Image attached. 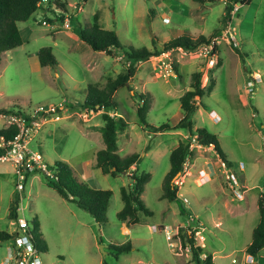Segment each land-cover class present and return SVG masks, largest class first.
<instances>
[{
    "label": "rangeland",
    "instance_id": "obj_1",
    "mask_svg": "<svg viewBox=\"0 0 264 264\" xmlns=\"http://www.w3.org/2000/svg\"><path fill=\"white\" fill-rule=\"evenodd\" d=\"M63 1L68 14L81 25L92 23L96 15L98 25L113 30L124 49L161 48L183 32L194 38L200 33L213 34V38H218L221 65L216 59L213 65L208 63L201 51L203 45L188 52L181 48L168 50L138 63L129 82L132 91L121 87L113 95L117 113L83 109L87 84L103 87L107 78L124 70L122 52L108 55L92 50L78 38L71 20L66 25L64 19H58L59 10L54 17L51 11L38 9L29 20L17 24L23 44L0 53V106L33 112L41 104L65 103L60 119H48L35 132L29 147L39 150L52 166L55 161L66 162L75 177L88 186L113 192L106 211L107 222L100 226L99 234L93 217L61 197L43 172L29 176L23 191V214L31 225L34 218L38 221L47 244V251L39 254L42 264H186L190 253L188 247L181 246L177 233L187 225L195 232L196 243L203 236L204 248L212 254L213 264H264V248L256 261L245 252L258 222L257 198L264 193V0H250L248 5L228 0L239 6L231 18L237 45L220 37L228 26L222 22L225 0ZM76 4L82 6L81 10L74 8ZM43 17L53 22L46 20L44 24ZM46 46L52 48L54 66L42 67L38 62L37 51ZM203 69L206 93L189 120L193 130L203 127L216 135L230 167L222 166L210 146L190 140L186 128L155 133L137 118L139 101L132 92L148 91L152 105L147 123H177L182 117L178 98L190 89L191 73ZM255 77L260 81L254 82L249 92V81ZM209 79L215 82L211 92L206 90ZM104 111L128 122L127 129L118 134V153H138V172L151 175L141 198L153 213L141 215L136 224H127L117 217L123 206L120 188L129 184V178L125 174L104 175L95 166L96 151L104 147L97 132L103 124ZM5 123L0 115V128ZM179 141L190 142V154L182 174L174 179V183L177 179L182 182L177 186L178 197L168 202L161 199V184L169 170L170 152ZM10 165L0 163V230L7 232L14 228L8 208L16 195V176ZM228 173L246 189L242 199L233 194ZM183 197L187 202H183ZM154 226L158 228L154 230ZM163 228L168 229L170 237ZM128 241L132 243L131 251L116 257L111 244ZM10 246V240H0V262Z\"/></svg>",
    "mask_w": 264,
    "mask_h": 264
},
{
    "label": "trees",
    "instance_id": "obj_2",
    "mask_svg": "<svg viewBox=\"0 0 264 264\" xmlns=\"http://www.w3.org/2000/svg\"><path fill=\"white\" fill-rule=\"evenodd\" d=\"M87 1V0H83ZM196 2H206L215 0H193ZM250 0H234V3L248 4ZM44 5L41 6V3ZM233 3L226 2L224 8V15L222 22L227 26L231 21V14L233 9ZM38 9H44V11H51L54 13V17L57 16L56 10L60 11L58 19L63 21L65 15H69L71 21L77 31L78 38L94 51H102L108 55H112L119 50L122 52L126 62L124 70L119 72L114 78H107L103 87L96 86L94 84H87L84 89V98L81 103L83 109H101L112 110L117 113L118 104L114 100L113 95L121 87H128L129 82L136 73L137 65L139 62L148 60L150 57L158 56L168 50H175L181 48L184 51H192L197 49L201 45H208L213 39V34L208 36L199 35L194 38L190 33L183 32L179 36L170 38L164 42L161 48H147L142 47L140 49H134L128 47L124 49L121 45L118 36L113 30L104 29L97 23V16H94L92 23H85L81 25L71 14H68L66 2L63 0H0V53L3 51L14 49L23 43V39L18 28V22H25L29 20ZM45 16V15H44ZM50 23L53 22L51 18L43 17ZM57 19V20H58ZM55 21V20H54ZM154 38L152 42H154ZM123 50V51H122ZM218 45H213L211 53L217 55ZM37 58L40 66H54L56 60L49 46L41 47L37 51ZM216 62L221 65L220 59L217 57ZM175 74L180 77L176 66L173 67ZM205 69L201 71H195L190 75V89L184 91L179 97V107L182 110V117L180 120L173 124H162L159 126L150 125L146 121L148 110L152 105V96L150 92H132V96L137 98L139 104L137 106V118L138 121L150 128L153 132H163L170 129L186 128L188 131V138L194 139V142L201 146H210L214 152L219 156L228 167L230 163L226 158V155L220 148L216 135L209 133L205 128L198 127L193 130V124L189 120V117L194 113L200 104V100L206 91L203 88V78L205 77ZM215 85L214 80L209 79L207 86V92H211ZM132 91V90H131ZM199 101V102H198ZM18 113L27 116V112L20 110L6 109L0 107V114ZM27 113V114H26ZM101 119L103 121L102 126L98 131L101 134L104 148L99 149L96 152L95 166L100 169L102 174L117 176L120 174H126L129 178V184L120 188L121 200L123 202L122 208L117 212L119 220L126 222L127 224H136L140 222V216H151L152 211L147 208L141 198L145 184L150 180V173L141 171L137 173V166L139 163V154L130 153L121 156L118 153L117 138L118 134L125 131L128 127V122L121 116L115 117L110 115L109 112L104 111L101 113ZM17 131L16 126L10 125L4 128H0V137L9 139L15 135ZM2 149H0V153ZM190 154V142L179 141L177 146L171 150L169 155V170L163 177L161 188V199H166L168 202H172L178 197V187L174 183V179L177 174H182L183 165ZM51 168L54 171V177L48 178L49 185L53 187L58 194L64 199L74 202L80 209L89 213L93 219L100 224L107 222L106 211L109 204V200L112 196V190L92 188L86 183L78 180L75 177L74 171L64 161H55ZM132 170V171H131ZM18 200L14 198L8 208V218L12 219L16 217V206ZM258 208V222L251 232V241L245 247L246 254L253 257V261H256L260 251L264 248V193H260L257 198ZM31 235L34 243L39 252L47 251V244L42 237V233L39 229L38 221L33 220L31 225ZM178 233L181 237V246L183 248L188 247L190 253V260L186 264H213V256L207 252L204 247L196 243L194 231L190 228V225L180 227ZM13 238V234L0 230V240L7 241ZM111 247L115 250V256L118 257L121 253L129 252L132 249V243L130 241L123 244H111Z\"/></svg>",
    "mask_w": 264,
    "mask_h": 264
},
{
    "label": "built area",
    "instance_id": "obj_3",
    "mask_svg": "<svg viewBox=\"0 0 264 264\" xmlns=\"http://www.w3.org/2000/svg\"><path fill=\"white\" fill-rule=\"evenodd\" d=\"M46 1V0H42ZM76 10H81L82 6L76 4L74 6ZM237 10V5L233 6L232 13ZM43 20V21H42ZM42 23H46L45 19H42ZM70 16L65 15L64 24L68 25L70 22ZM221 38L227 39V41L232 44L237 45L235 32L233 27L228 24L226 29L223 31V36ZM218 43V38H213L211 43L208 45H203L201 51L204 55L208 57V63L213 65L216 59V54H212V48L214 44ZM233 45V44H232ZM260 78L255 77L254 81H249L248 91H252L254 82H259ZM66 104L58 102L56 104H41L38 105L33 112L28 111L25 116L24 114L10 113L2 115L6 121V127L13 125L16 126L17 131L15 135L9 139L0 137V162L1 163H11L13 166V171L16 176L15 182V198H17L18 203L16 206V217L10 219L11 224L14 226L12 230L13 238L10 240L11 246L8 247L7 255L5 256L2 264H42L40 258V252L36 247L33 237L31 235V224L29 220L23 214L22 200L23 191L25 189V182L29 175L34 172H43L47 178L54 177V171L51 168L52 165L48 164L43 154L39 150H33L29 147V143L35 135V132L43 126L48 119L59 120L62 111L65 109ZM212 113V112H211ZM215 119H218V115H214ZM194 141V139H192ZM186 162V161H185ZM222 162V166L227 165ZM185 164V163H184ZM184 167V165H183ZM231 179V188L233 194L239 199L243 198V193L245 190L241 187L238 180L233 174H229ZM179 179L175 180V185H181ZM183 202H187V198H182ZM20 212V214H19ZM158 227H153L157 229ZM169 236L167 228L162 229ZM195 233V232H194ZM200 235V234H199ZM200 246L204 247L203 236H200ZM172 244V243H171Z\"/></svg>",
    "mask_w": 264,
    "mask_h": 264
},
{
    "label": "crops",
    "instance_id": "obj_4",
    "mask_svg": "<svg viewBox=\"0 0 264 264\" xmlns=\"http://www.w3.org/2000/svg\"><path fill=\"white\" fill-rule=\"evenodd\" d=\"M225 1H228V0H225ZM225 1H224V3H225ZM225 5H226V3L224 4V8H225ZM241 5H244V4H241ZM247 5H248V4H247ZM238 10H239V6L237 5V10H235V11H238ZM235 11L232 13L231 18H233V15L236 13ZM18 23H19V22H18ZM18 23H17V24H18ZM229 24H230V26H232V19H231V21H230ZM232 27H233V26H232ZM20 33H21V30H20ZM199 35H204V34H203V33H200ZM21 36H22V35H21ZM204 36H205V35H204ZM22 39H23V38H22ZM22 44H23V43H22ZM22 44H21V45H22ZM21 45H20V46H21ZM217 45H218V43H217ZM18 47H19V46H18ZM100 52H102V51H100ZM217 56H218V58H220V56H219V48H218ZM219 67H220V66H219ZM180 96H181V95H180ZM178 99H179V98H178ZM0 107H2V106H0ZM181 111H182V110H181ZM0 115H1V114H0ZM182 115H183V113H182ZM1 116H2V115H1ZM2 117H3V116H2ZM4 127H6V123H5ZM4 127H3V128H4ZM97 132H98V130H97ZM125 135H126V134H125ZM125 135H123V136H125ZM118 147H119V146H118ZM103 148H104V147H103ZM100 149H102V148H100ZM97 151H98V150H97ZM97 151H96V152H97ZM129 154H130V153H129ZM0 163H1V162H0ZM2 164H5V163H2ZM137 167H138V166H137ZM10 168H11V171H12V173H13V168H12L11 165H10ZM137 173H139L138 170H137ZM30 175H31V174H30ZM30 175H29V176H30ZM123 175H124V174H123ZM125 176H127V175L125 174ZM28 178H29V177H28ZM245 190H246V189H245ZM6 232H7V231H6ZM7 250H8V247H7ZM4 257H5V256H4ZM4 257H3V258H4ZM3 258H2V259H3ZM2 262H3V260H1L0 264H2Z\"/></svg>",
    "mask_w": 264,
    "mask_h": 264
},
{
    "label": "water",
    "instance_id": "obj_5",
    "mask_svg": "<svg viewBox=\"0 0 264 264\" xmlns=\"http://www.w3.org/2000/svg\"><path fill=\"white\" fill-rule=\"evenodd\" d=\"M177 175H178V174H177ZM96 225H97V228H98V230H99V234H100V233H101V232H100V224L97 223Z\"/></svg>",
    "mask_w": 264,
    "mask_h": 264
},
{
    "label": "clouds",
    "instance_id": "obj_6",
    "mask_svg": "<svg viewBox=\"0 0 264 264\" xmlns=\"http://www.w3.org/2000/svg\"><path fill=\"white\" fill-rule=\"evenodd\" d=\"M229 23H230V22H229ZM229 23H228V24H229ZM228 24H227V25H228ZM216 57H217V55H216ZM178 175H179V174H178ZM178 175H177V176H178ZM177 176H176V177H177ZM176 177H175V178H176ZM244 189H245V188H244ZM9 233H11V232H9Z\"/></svg>",
    "mask_w": 264,
    "mask_h": 264
}]
</instances>
